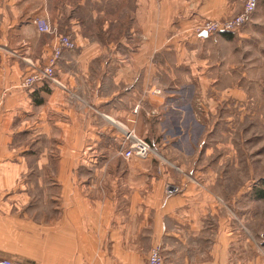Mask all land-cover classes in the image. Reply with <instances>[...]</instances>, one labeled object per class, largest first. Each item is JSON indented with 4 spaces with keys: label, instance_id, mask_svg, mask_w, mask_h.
Returning a JSON list of instances; mask_svg holds the SVG:
<instances>
[{
    "label": "crops",
    "instance_id": "crops-1",
    "mask_svg": "<svg viewBox=\"0 0 264 264\" xmlns=\"http://www.w3.org/2000/svg\"><path fill=\"white\" fill-rule=\"evenodd\" d=\"M242 2L0 0V258L147 264L158 248L163 264H264L257 231L182 159L197 152L183 143L205 139L206 110L241 94L244 53L264 52V0L231 38L196 33ZM40 18L52 34L37 32ZM58 36L76 47L56 83L24 88ZM126 131L155 156L124 159ZM166 184L181 192L166 197Z\"/></svg>",
    "mask_w": 264,
    "mask_h": 264
},
{
    "label": "rangeland",
    "instance_id": "rangeland-1",
    "mask_svg": "<svg viewBox=\"0 0 264 264\" xmlns=\"http://www.w3.org/2000/svg\"><path fill=\"white\" fill-rule=\"evenodd\" d=\"M243 5L244 0L241 11ZM254 43L244 53L242 75H236L241 94L227 93L225 103L206 110L210 115L205 113L203 118L208 126L205 139L198 147L192 139L183 143L186 150L197 149V152L182 159L186 160L188 179L218 184L219 196L244 220V227L257 231L262 249L264 201L256 200V191L263 187L264 178V52L260 53L258 44ZM163 161L154 160V163L164 164Z\"/></svg>",
    "mask_w": 264,
    "mask_h": 264
},
{
    "label": "built area",
    "instance_id": "built-area-1",
    "mask_svg": "<svg viewBox=\"0 0 264 264\" xmlns=\"http://www.w3.org/2000/svg\"><path fill=\"white\" fill-rule=\"evenodd\" d=\"M259 0H244L241 13L224 21L207 20L202 26L196 28L197 35L206 33L207 35L229 33L233 34L240 30L255 12ZM37 32L40 34H52L53 28L48 20L44 18L35 21ZM76 47L74 41L68 36H58L57 44L53 48L48 64L42 70L34 72L23 78L21 84L24 88L31 87L37 82L47 80L55 82V66L60 60L64 51H72ZM159 93V92H158ZM120 155L126 159L146 160L155 156L154 149L145 139L138 138L132 131H126L121 142ZM165 196L171 197L181 192V188L174 184L165 185ZM0 264H25L11 259L0 258ZM147 264H163V259L158 248L150 250Z\"/></svg>",
    "mask_w": 264,
    "mask_h": 264
},
{
    "label": "trees",
    "instance_id": "trees-1",
    "mask_svg": "<svg viewBox=\"0 0 264 264\" xmlns=\"http://www.w3.org/2000/svg\"><path fill=\"white\" fill-rule=\"evenodd\" d=\"M222 34L226 35V37L228 38H231V34L229 33H222ZM145 141L148 142L153 149L155 148V144L151 140L145 139ZM261 184L263 185V187H261L256 191V200L264 201V178L261 180Z\"/></svg>",
    "mask_w": 264,
    "mask_h": 264
},
{
    "label": "water",
    "instance_id": "water-1",
    "mask_svg": "<svg viewBox=\"0 0 264 264\" xmlns=\"http://www.w3.org/2000/svg\"><path fill=\"white\" fill-rule=\"evenodd\" d=\"M201 35H203V36H207V34H206V33H202Z\"/></svg>",
    "mask_w": 264,
    "mask_h": 264
}]
</instances>
